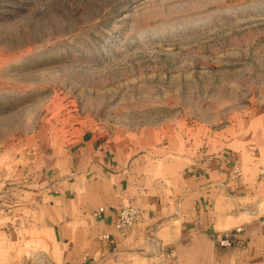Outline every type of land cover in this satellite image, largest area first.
<instances>
[{
  "label": "rangeland",
  "instance_id": "374dc122",
  "mask_svg": "<svg viewBox=\"0 0 264 264\" xmlns=\"http://www.w3.org/2000/svg\"><path fill=\"white\" fill-rule=\"evenodd\" d=\"M263 111L264 0H0V202L85 134ZM14 245L0 264H54Z\"/></svg>",
  "mask_w": 264,
  "mask_h": 264
},
{
  "label": "crops",
  "instance_id": "0c3cea01",
  "mask_svg": "<svg viewBox=\"0 0 264 264\" xmlns=\"http://www.w3.org/2000/svg\"><path fill=\"white\" fill-rule=\"evenodd\" d=\"M35 176L0 202L3 257L12 241L54 264H264V111L197 135L88 133ZM127 206L138 218L120 230ZM238 227L232 246L219 245Z\"/></svg>",
  "mask_w": 264,
  "mask_h": 264
},
{
  "label": "built area",
  "instance_id": "2783aa9c",
  "mask_svg": "<svg viewBox=\"0 0 264 264\" xmlns=\"http://www.w3.org/2000/svg\"><path fill=\"white\" fill-rule=\"evenodd\" d=\"M137 218H138L137 209H135L133 206L124 207L120 213V217L118 219L116 226L120 230H125L131 227L136 222ZM240 230L241 229L238 227L234 230H227L218 233L216 236V240L219 243V245L223 247L232 246L236 238V235ZM157 264H162V263H157Z\"/></svg>",
  "mask_w": 264,
  "mask_h": 264
}]
</instances>
